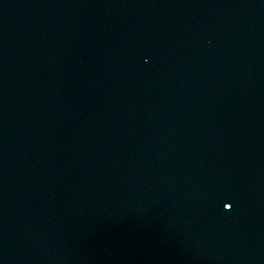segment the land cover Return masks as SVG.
Here are the masks:
<instances>
[{
    "label": "snow or ice",
    "instance_id": "snow-or-ice-1",
    "mask_svg": "<svg viewBox=\"0 0 264 264\" xmlns=\"http://www.w3.org/2000/svg\"><path fill=\"white\" fill-rule=\"evenodd\" d=\"M224 206H225L226 208L231 207V205H229V204H225Z\"/></svg>",
    "mask_w": 264,
    "mask_h": 264
}]
</instances>
